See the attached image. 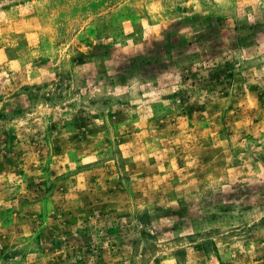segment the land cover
Wrapping results in <instances>:
<instances>
[{
  "label": "rangeland",
  "instance_id": "rangeland-1",
  "mask_svg": "<svg viewBox=\"0 0 264 264\" xmlns=\"http://www.w3.org/2000/svg\"><path fill=\"white\" fill-rule=\"evenodd\" d=\"M0 264H264V0H0Z\"/></svg>",
  "mask_w": 264,
  "mask_h": 264
}]
</instances>
